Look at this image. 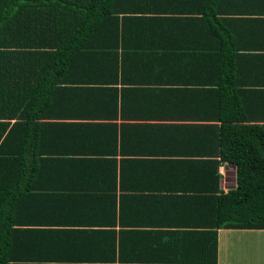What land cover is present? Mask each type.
Segmentation results:
<instances>
[{
  "label": "crops",
  "instance_id": "obj_1",
  "mask_svg": "<svg viewBox=\"0 0 264 264\" xmlns=\"http://www.w3.org/2000/svg\"><path fill=\"white\" fill-rule=\"evenodd\" d=\"M217 4L209 19L240 56L262 58L264 73V0ZM163 37L156 45L176 48V69L135 79L120 70L114 82L95 75L101 66L80 65L42 100L26 126L37 159L18 214L23 262L40 254L45 264H264V230L215 229L209 216L221 122L202 91L215 89L220 71L216 39ZM259 81L264 88V74ZM168 160L176 176L167 177ZM218 173L221 192L236 187L235 167Z\"/></svg>",
  "mask_w": 264,
  "mask_h": 264
},
{
  "label": "trees",
  "instance_id": "obj_2",
  "mask_svg": "<svg viewBox=\"0 0 264 264\" xmlns=\"http://www.w3.org/2000/svg\"><path fill=\"white\" fill-rule=\"evenodd\" d=\"M217 2L0 0V264L32 263L23 262L24 253L30 254L23 245L27 231L17 227L18 214H24V178L36 172L30 168L37 156L26 126L38 116L42 100L80 65L101 66L95 75L114 76V82L120 70L135 79L176 69V48L156 45L163 35L173 40L211 34L216 39L218 54L211 64L215 60L220 71L215 89L202 91L213 99L221 122L216 159L210 162L217 194L209 216L215 229L264 230V102L257 104L264 100V88L258 87L264 73L256 68L262 58L240 56L227 41L222 22L215 25L209 19ZM177 13L185 16L175 17ZM256 117L263 120H252ZM161 162L167 177L176 176L171 161ZM224 163L235 167L236 178V187L226 194L218 189V167ZM28 261L47 262L40 254Z\"/></svg>",
  "mask_w": 264,
  "mask_h": 264
}]
</instances>
